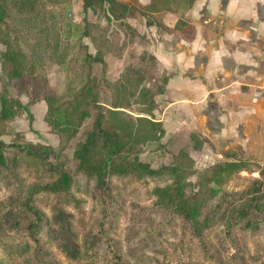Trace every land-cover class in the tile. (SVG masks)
Returning a JSON list of instances; mask_svg holds the SVG:
<instances>
[{
	"label": "trees",
	"instance_id": "16d2710c",
	"mask_svg": "<svg viewBox=\"0 0 264 264\" xmlns=\"http://www.w3.org/2000/svg\"><path fill=\"white\" fill-rule=\"evenodd\" d=\"M77 1L85 12L107 9V22L74 23L68 9ZM194 3L0 0L6 77L0 86V264H64L62 258L70 264H264V161L225 144L222 159L204 167L186 148L153 167L140 154L152 143L164 147L156 95L165 92L169 74L153 90L134 54L118 78L106 74L140 35L128 19L177 14ZM112 20L123 23L122 40L112 34ZM190 29L181 15L174 30ZM97 63L100 78L93 74ZM54 66L66 71L60 92L49 83ZM14 83L28 90L27 104L9 90ZM101 92L109 94L107 104ZM40 100L59 145L26 141L21 131L4 141L9 121L25 113L32 119L29 107ZM91 115L92 126L74 144L77 164L70 173L66 149ZM190 138L197 152L210 143L199 132ZM242 172L246 185L229 189ZM142 192L145 203L126 199Z\"/></svg>",
	"mask_w": 264,
	"mask_h": 264
},
{
	"label": "crops",
	"instance_id": "0c3cea01",
	"mask_svg": "<svg viewBox=\"0 0 264 264\" xmlns=\"http://www.w3.org/2000/svg\"><path fill=\"white\" fill-rule=\"evenodd\" d=\"M181 15L191 23L184 33L174 30ZM140 17L127 20L140 33L132 51L153 57L149 67L156 76H170L165 92L156 95L164 148H188L193 156L190 134L199 132L215 147L206 142L203 153L222 158L225 144H238L247 155L263 154L264 0H195L177 14ZM112 69L109 65L107 76ZM5 82L0 64V86ZM48 138L58 145V138Z\"/></svg>",
	"mask_w": 264,
	"mask_h": 264
},
{
	"label": "rangeland",
	"instance_id": "374dc122",
	"mask_svg": "<svg viewBox=\"0 0 264 264\" xmlns=\"http://www.w3.org/2000/svg\"><path fill=\"white\" fill-rule=\"evenodd\" d=\"M68 12H69V17L74 21V23H81L85 19H90L93 21L99 20L101 23L107 22L106 20L107 9H104L102 12L98 14L95 13L91 9L85 12L82 6V1H77L73 3L69 7ZM137 17L141 18L140 15H137ZM122 24L123 23L118 20L116 21L112 20L110 22L112 34L114 35V37H116V39H119V40H122L124 38V28ZM86 41L90 42L88 39H86ZM90 47L92 49V44L90 45ZM0 48L3 49V46L0 45ZM132 50H133L132 44H130L126 48L124 58H122L121 60H111L109 62L108 66L110 65L113 68L109 77L111 79L118 78L119 70L117 68H119V64H122L123 62L124 64H126L129 61V54H134L136 57H139L141 63L145 66L146 70L148 69L146 85L152 88L153 90H156L157 80L161 78V76L165 73L159 74V76H156L155 74H153V72H155V68L149 67L152 64L153 57L149 55H143L142 53H140V55L138 56L134 53V51L136 52V50L135 49L134 51ZM137 52H141V51H137ZM93 74L97 78H100L101 76L104 75L102 64L97 63L94 65ZM49 83L56 92L62 91L66 83V71L64 70V68L59 67V66H54L53 68H51L50 73H49ZM9 90H11V93L13 94V96L19 98L23 104H27L30 101V94L28 90L21 89L18 84L16 83L12 84L11 89L9 88ZM100 101L107 104L109 102V94L107 92H101ZM29 110H30L29 112L32 115V119L27 113H25L9 121L8 123L9 133L2 136V139L6 141L7 143H11L14 139L15 133L21 131L26 141L42 142L45 144L52 145L50 144V140L48 137L55 136L56 138H58V136L49 132V128L45 122L46 103L44 102V100H40L37 103L31 105L29 107ZM92 121H93V116L91 115L86 119L79 133L77 134L75 138L72 139V141L69 143V146L66 149V153L69 157V163L67 165V169L70 173L74 172V169L77 164V162L73 160L72 158L74 144L78 139L82 138L84 135V132L92 126ZM57 140H59V138ZM57 142L59 145L60 140ZM164 147L163 148L159 147L158 143L149 144L143 149V152L140 154V157L141 159L149 162L153 167H159L162 164L169 163L172 159V154L174 153V151L176 152V150L172 151ZM186 149L188 150V148ZM193 156L196 159L197 166L199 168L204 167L208 165L209 163H213L215 161L222 159L221 157L219 158V156L217 155H213L210 153L206 154V153L197 152L194 150H193ZM253 156H256L261 162L264 161V153L257 154V155L254 154ZM254 175L256 176L257 174H254ZM247 176L248 174L246 172H242L239 176L235 177L229 183V189H242L246 185L245 178ZM132 188L133 187H130L129 190H131ZM139 194L135 193L131 196H128V198L126 197V199L128 201H134L135 203H142V202L145 203L147 201L145 198V193L142 192ZM62 261L64 264H70L63 258H62Z\"/></svg>",
	"mask_w": 264,
	"mask_h": 264
}]
</instances>
